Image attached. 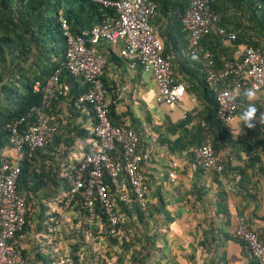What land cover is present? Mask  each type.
<instances>
[{
    "label": "crops",
    "instance_id": "0c3cea01",
    "mask_svg": "<svg viewBox=\"0 0 264 264\" xmlns=\"http://www.w3.org/2000/svg\"><path fill=\"white\" fill-rule=\"evenodd\" d=\"M106 45L102 43L100 48L107 58L103 80L112 118L137 129L140 147L149 155L142 170L148 181L152 211L148 234L155 235V242L147 264H264L254 260L248 248L234 238L238 217L264 232V125L257 123L255 129L243 125L239 120L246 106L243 100L233 120L226 124L232 139L218 150L225 172L197 168L192 162L194 147L172 151L167 139L174 140L183 132L179 128L172 132L169 125L183 121L184 115L189 117L188 128L197 123L203 125L206 104L201 92L183 80L186 92L179 102L159 103L151 74L143 71L135 59L121 56L117 45ZM243 45H237L232 58L241 54ZM177 70L174 76L180 74ZM72 90L68 85L69 92L55 105L61 131L65 137L70 136L78 126L91 134L93 112L88 106L73 110ZM256 106L264 112V89L257 91ZM90 137L85 141L75 139L67 156L55 158L60 178L71 173ZM2 154L14 158L16 153L7 148ZM69 184L60 185L56 194L49 181L37 198L45 207L36 206L22 233L13 238L25 264H98V259L88 262V253L98 255L96 251L103 244L102 227L96 224L99 229L94 235L98 240L95 244L88 243L93 236L91 230H83V239H78L72 220L82 217L65 211L60 203L63 187ZM73 250L78 257L75 263Z\"/></svg>",
    "mask_w": 264,
    "mask_h": 264
},
{
    "label": "built area",
    "instance_id": "2783aa9c",
    "mask_svg": "<svg viewBox=\"0 0 264 264\" xmlns=\"http://www.w3.org/2000/svg\"><path fill=\"white\" fill-rule=\"evenodd\" d=\"M88 1L98 4L104 11L102 20L88 30L74 33L66 19H60L65 38L62 66L46 80L34 82L32 89L41 94V104L8 124L6 148L16 154L14 158L4 155L0 164V264H25L13 238L23 230L33 202H27L17 191L21 170L19 161L22 150L43 147L60 125L58 115L50 107L68 90V85L60 79L62 68L88 86L86 91L77 95L76 109L88 106L93 112L91 137L68 174L70 184L62 206L65 211L72 209L73 201L80 196L87 220L93 223L98 217V203L106 215L111 234L117 233L122 221L116 201L128 204L133 197L141 208L149 202L148 181L142 170V163L149 155L140 147L137 129L113 125L110 120L109 101L102 81L107 58L100 45H117L121 56L135 59L143 71L149 72L157 86V102L174 105L186 92L185 83L174 78L171 56L164 54L163 40L152 22L157 10L155 0ZM185 2L180 20L183 30L189 34L187 53L200 55L206 84L216 102V117L228 124L239 105V97L231 98L237 89L241 91L244 85L264 89L263 52L259 47L245 44L239 56L224 59L222 66L217 68L211 52L203 48L202 39L213 33L224 42H231L236 35L219 24L212 0ZM191 152L197 167L216 173L223 171L210 136ZM62 216L65 217V213ZM99 225L102 227L101 223ZM234 237L245 243L253 258L264 263V232L250 227L244 218L238 217Z\"/></svg>",
    "mask_w": 264,
    "mask_h": 264
},
{
    "label": "trees",
    "instance_id": "16d2710c",
    "mask_svg": "<svg viewBox=\"0 0 264 264\" xmlns=\"http://www.w3.org/2000/svg\"><path fill=\"white\" fill-rule=\"evenodd\" d=\"M155 1L157 10L152 22L155 20L157 23L154 25L158 27L159 36L163 40L164 54L171 56L172 73L175 68L180 69L179 71L176 69L180 74L175 75L174 78L179 81H189L191 86L201 92V98L206 104L205 110L203 109V125L197 123L188 128L189 117L187 116L183 121L171 123L170 131L174 132L179 128L183 132L174 140L167 139V144L172 151H182L199 146L206 136H210L218 154L221 144L232 138L227 131L226 124L216 117V102L213 93L206 84L200 55L197 56V60H193V56L187 53L189 34L183 30L180 20V15L186 8V2L185 0ZM212 7L219 16V24L236 35V39L230 42L231 45L224 43L221 37L213 33H209L202 39L203 48L211 52L217 68L222 66L226 57L232 59L234 50L241 43L259 47L264 55V0H212ZM103 13L104 11L98 4L88 0H0V164L5 157L2 152L8 145V124L26 115L30 108L39 106L42 102L41 94L32 89L34 82L46 80L62 66L65 38L61 30L60 19H66L72 32L78 33L99 23L103 18ZM60 79L69 85V90L73 88L74 94L70 103L73 110L77 111L78 109L74 105L75 99L78 94L86 91L88 86L81 80L72 77L64 68H62ZM102 81L104 85L103 76ZM247 88L249 87L244 85L241 92ZM66 95L53 101L50 107L58 115L60 124L61 120L55 110V105ZM243 100V96H240L238 108ZM111 113L109 107L112 124L124 126L115 122ZM72 132L73 135L65 137L61 131V125H59L57 131L49 137L43 147L33 151L22 150L19 161L21 170L16 188L27 202H33V208L26 216V222L28 215L34 211L36 206L45 207V204L37 199L38 193L44 186L51 181L57 194L59 186L63 184L59 180L55 158L67 156L75 139L79 138L85 141L91 135L89 131L78 126ZM220 161L224 168L218 174H223L225 164L221 159ZM61 179L67 180L66 182L69 184L68 175ZM63 188L64 193L60 203H62L69 185ZM116 206L121 215L124 213L129 221L132 220L133 225L137 227L136 230L141 229V233L134 231L132 234L141 245L138 249L132 250L128 263H125V254H119L112 264H147V258L151 256V247L155 242V235L148 234V218L152 213L149 209V202L145 208H141L131 197L130 203L124 204L121 201H116ZM162 209L163 205L160 207V210ZM68 211L85 216L86 222H88L87 212L80 196H77L73 201L72 209ZM96 212L97 219L93 223L88 222L91 229L86 228V230H91L93 234L97 235L99 228L96 224L101 223L100 234L102 236L104 234L105 238L111 236L112 241H118L119 237L123 236L121 233L122 221L118 225L117 233L111 234L106 215L98 203ZM133 217L136 219L134 220ZM76 220L78 218L73 217L74 223ZM73 229L75 230L74 227ZM77 233L79 234L78 239H83L84 232L81 228L77 230ZM235 239L245 245L241 240ZM122 244L121 246L127 248L128 243L125 238H122ZM75 252L76 250H73V260L78 259ZM254 260L256 259L254 258Z\"/></svg>",
    "mask_w": 264,
    "mask_h": 264
},
{
    "label": "rangeland",
    "instance_id": "374dc122",
    "mask_svg": "<svg viewBox=\"0 0 264 264\" xmlns=\"http://www.w3.org/2000/svg\"><path fill=\"white\" fill-rule=\"evenodd\" d=\"M153 24H157L155 23V20L153 22ZM159 26V25H158ZM226 44H230V42H225ZM226 59H228L226 57ZM230 59V58H229ZM176 68L174 69L175 72ZM7 149V148H5ZM58 160V159H57ZM55 160V161H57ZM59 162H55V166L57 168V166H59L58 164ZM54 164V163H53ZM58 164V165H57ZM63 184L67 183L66 181L62 180L61 178L59 179ZM46 196V195H45ZM82 218L76 220V222H73V226L76 230H86V228H90L91 227L88 225V222H86V218L85 216H81ZM130 221L132 222V220L130 219ZM128 219V217L126 215H124V213L122 214V226H121V230H122V234L123 236H120L118 241H112V237L111 236H106L103 234L102 236V241L103 244H101V248H99L100 251H96V253H98V255H94L93 252L92 253H88V262L90 263L92 260L98 259L97 263L98 264H112L113 261H115L116 257L119 254H125L126 256V260L125 263H128V261L130 260V255L133 249H138L141 245V243L139 241H136V237L133 236L132 234L134 233V231H138L140 232V230H136L133 222L131 223ZM134 221V220H133ZM84 228V229H83ZM141 233V232H140ZM95 234H93V236H91L92 238H89L88 243L91 242V244H95V242H97V238L94 236ZM122 238H125L127 244V248H125L122 244ZM130 244V245H129ZM91 260V261H90ZM77 262V260H74V263Z\"/></svg>",
    "mask_w": 264,
    "mask_h": 264
},
{
    "label": "clouds",
    "instance_id": "9594fccd",
    "mask_svg": "<svg viewBox=\"0 0 264 264\" xmlns=\"http://www.w3.org/2000/svg\"><path fill=\"white\" fill-rule=\"evenodd\" d=\"M192 59L197 60L198 57L194 55ZM257 91L258 90L253 88L244 89L242 92L237 89L231 97L235 100L238 97L243 96L246 106L239 115V120L242 121L243 125L248 129H255L257 123L264 125V112H260L256 106Z\"/></svg>",
    "mask_w": 264,
    "mask_h": 264
}]
</instances>
